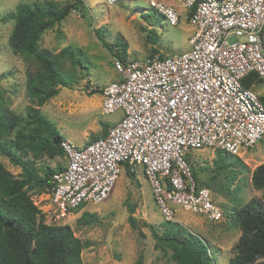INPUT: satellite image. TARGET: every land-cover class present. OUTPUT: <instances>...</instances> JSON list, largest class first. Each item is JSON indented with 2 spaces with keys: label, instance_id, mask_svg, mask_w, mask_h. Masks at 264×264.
Here are the masks:
<instances>
[{
  "label": "built area",
  "instance_id": "1",
  "mask_svg": "<svg viewBox=\"0 0 264 264\" xmlns=\"http://www.w3.org/2000/svg\"><path fill=\"white\" fill-rule=\"evenodd\" d=\"M145 1L176 26L178 12ZM189 10V50L142 62L114 61L119 80L102 89V113L121 119L104 137L77 147L59 139L65 163L52 174L47 193L56 218L85 203L99 204L121 172L140 167L159 214L175 222L174 206L222 220L210 191L198 188L186 157L213 148L241 157L264 138V107L242 80L264 83V0H177ZM233 37L234 42H229Z\"/></svg>",
  "mask_w": 264,
  "mask_h": 264
},
{
  "label": "rangeland",
  "instance_id": "2",
  "mask_svg": "<svg viewBox=\"0 0 264 264\" xmlns=\"http://www.w3.org/2000/svg\"><path fill=\"white\" fill-rule=\"evenodd\" d=\"M42 0H0V18L11 14L21 4H33ZM60 5L72 0H52ZM172 6L179 14L176 26L166 23L164 17L149 7L145 1L117 2L108 5L106 0H84L85 12L81 16L72 12L58 25L46 31L39 42V49L56 55L63 48H79L85 58L84 67L75 66L66 58H58L57 66L63 73L72 75L75 81L70 88L58 86V94L38 106L41 114L77 147L100 138L104 130L116 124L122 112L102 113V89L119 80L114 71L115 53L125 51V63L142 62L152 56L177 55L189 50V38L193 29L188 22L189 10L177 0H157ZM14 20H0V111L24 114L32 103L26 95V82L40 70L32 56L15 53L8 45L14 28ZM100 29L102 40L95 30ZM233 37L229 42H234ZM110 50H109V49ZM81 65V66H83ZM259 81V80H258ZM257 96H264V83L250 86ZM96 91V92H95ZM95 92V93H92ZM13 134H0V141ZM217 149L203 148L191 151L187 159L198 185L211 193V198L222 212L223 218L210 222L202 215L174 206L175 223L197 236L213 255L216 264H228L234 255V246L241 231L234 227V211L252 199L264 204L261 192L251 185L252 171L264 163V138L241 157L220 158ZM64 157L37 161L43 176V168L62 167ZM2 164L14 177L21 169L14 167L0 155ZM33 204L43 213L47 225H67L74 237L87 245L81 251L83 264H176L169 250L154 247V240L147 225L158 229L162 219L154 204L148 181L140 167L131 178L121 172L108 198L99 204L85 203L81 209L56 218L51 211L48 195L43 188L29 190ZM133 209L135 226L128 222V209ZM83 212L95 213L98 220L90 225H79L77 219ZM264 258L257 259V262Z\"/></svg>",
  "mask_w": 264,
  "mask_h": 264
},
{
  "label": "trees",
  "instance_id": "3",
  "mask_svg": "<svg viewBox=\"0 0 264 264\" xmlns=\"http://www.w3.org/2000/svg\"><path fill=\"white\" fill-rule=\"evenodd\" d=\"M72 12L84 15V0H72L63 5L52 0L21 4L11 14L0 18L3 22H15L8 38L11 50L32 56L40 67L26 82V95L32 104L25 113L0 111V134H13L0 141V155L10 165L21 169L20 176L14 177L0 164V264H83L80 254L87 244L74 237L67 225H47L43 213L33 204L29 194V190L36 187L43 188L47 194L52 174L62 168L41 167L44 172L41 176L37 166V161L42 159L64 157L59 142L54 144V140L65 139L41 114L38 106L55 97L58 86L70 88L71 83L75 82L72 75L60 70L57 59L66 58L82 69L85 58L81 49L71 46L51 55L48 51L39 49V42L46 31L58 25ZM100 31L95 30V35L106 48ZM115 54L119 62L125 63V51L121 56L120 53ZM151 57L152 53L149 58ZM257 82L256 74L251 73L242 80V86L250 89ZM257 98L264 107V96ZM106 134L104 130L100 138ZM217 151L220 158L227 159L231 156L224 151ZM126 174L134 177L133 173ZM192 177L195 181L193 174ZM250 182L264 199V163L252 171ZM196 186L204 187L197 183ZM133 213L132 208L128 209L127 220L132 227L135 226ZM234 213L236 218L233 225L240 229L241 236L228 264H264V261L255 263L257 259L264 258V204L252 199ZM97 220L95 213L83 212L77 223L90 225ZM147 227L155 242L154 247L169 250L171 259L176 264H216L206 245L177 223L164 222L158 229L153 225Z\"/></svg>",
  "mask_w": 264,
  "mask_h": 264
},
{
  "label": "water",
  "instance_id": "4",
  "mask_svg": "<svg viewBox=\"0 0 264 264\" xmlns=\"http://www.w3.org/2000/svg\"><path fill=\"white\" fill-rule=\"evenodd\" d=\"M58 142H59V138L54 140V144H58Z\"/></svg>",
  "mask_w": 264,
  "mask_h": 264
},
{
  "label": "crops",
  "instance_id": "5",
  "mask_svg": "<svg viewBox=\"0 0 264 264\" xmlns=\"http://www.w3.org/2000/svg\"><path fill=\"white\" fill-rule=\"evenodd\" d=\"M65 139H67V138H65ZM68 140V139H67ZM65 163V162H64Z\"/></svg>",
  "mask_w": 264,
  "mask_h": 264
}]
</instances>
